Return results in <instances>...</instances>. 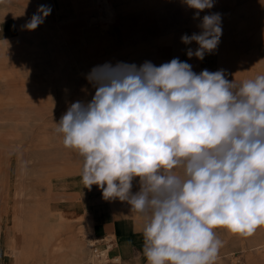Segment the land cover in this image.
I'll use <instances>...</instances> for the list:
<instances>
[{"label": "rangeland", "instance_id": "obj_1", "mask_svg": "<svg viewBox=\"0 0 264 264\" xmlns=\"http://www.w3.org/2000/svg\"><path fill=\"white\" fill-rule=\"evenodd\" d=\"M67 1L69 8L61 10L53 0H0V264H12L11 244L21 248L13 264H87L85 236L93 233L101 239L97 248L105 249L109 237L115 245L121 239L102 228L114 225L116 213L143 219L127 202L120 212L108 203L99 214L89 210L101 190L86 188L82 176L70 179L71 173L82 175L83 158L64 146L55 123L71 103L91 100L95 89L86 76L93 67L145 61L159 66L179 58L197 74L223 69L237 85L264 74V0H214L199 18L184 0ZM40 5L52 11L30 30L26 25ZM211 13L222 17L220 43L203 60L189 59L188 49L199 46L181 37L199 34L203 16ZM44 47L51 58H33ZM92 190L82 203L81 192ZM138 190L133 181L132 191ZM216 233L219 254L232 253L225 264H251L252 258L264 264V249L247 248L264 241V226L250 236L222 228ZM117 255L115 248L111 256ZM123 262L133 263L109 264ZM135 264H146L143 248Z\"/></svg>", "mask_w": 264, "mask_h": 264}, {"label": "clouds", "instance_id": "obj_2", "mask_svg": "<svg viewBox=\"0 0 264 264\" xmlns=\"http://www.w3.org/2000/svg\"><path fill=\"white\" fill-rule=\"evenodd\" d=\"M200 12L214 0H184ZM40 5L30 30L51 13ZM220 13L204 15L189 59L222 36ZM89 102L71 103L55 131L83 158L82 182L144 219L146 264H214L217 229L252 235L264 226V74L237 85L225 70L193 71L173 58L156 66L105 63L86 76ZM138 179L139 190L132 191Z\"/></svg>", "mask_w": 264, "mask_h": 264}, {"label": "crops", "instance_id": "obj_3", "mask_svg": "<svg viewBox=\"0 0 264 264\" xmlns=\"http://www.w3.org/2000/svg\"><path fill=\"white\" fill-rule=\"evenodd\" d=\"M53 2H57V4L59 5L60 9L62 7L63 10H67V8H69V3L67 0H53ZM56 4V7H57ZM62 10V9H61ZM62 16V14L60 15ZM74 174V173H73ZM71 173V180H75L77 177L82 176V175H73ZM134 182L138 183V179L134 180ZM93 192L92 191H88V192H81V198L80 201L82 203H86L87 200L90 197V194ZM92 205L89 208V210H93L95 211V213L99 214L97 211H99V208L104 205L105 203H108L112 206V209H117L119 212L124 209L123 205L124 202H121L119 200H113V201H107L105 200L102 196L95 198L93 200H91ZM93 206V207H92ZM86 207V205H85ZM86 207V209H88ZM127 209V208H126ZM101 215H103L102 213H100ZM116 216H114V225H110V226H106V225H102V228L105 232H109L108 234H111L112 232L119 238H121L120 240H118L117 245H116V253L121 255V258L124 259L125 261H131L133 263H129V262H123L121 264H135V260L137 257V252L140 254L141 252V248L144 247V241L142 238V225L141 222L143 219H141L139 222L134 221V223H131L130 220L133 218H126L122 216V212L121 214H115ZM95 216V215H94ZM95 221V219H90V222L93 224ZM94 227H96L94 225ZM255 247H251L249 249V251H255L254 249ZM247 249V248H246ZM227 252L223 253V257L226 258L228 255L232 254H226ZM254 258H252L253 260ZM224 260V259H223ZM251 260V261H252Z\"/></svg>", "mask_w": 264, "mask_h": 264}, {"label": "bare ground", "instance_id": "obj_4", "mask_svg": "<svg viewBox=\"0 0 264 264\" xmlns=\"http://www.w3.org/2000/svg\"><path fill=\"white\" fill-rule=\"evenodd\" d=\"M87 38H88V40H90L91 35ZM84 52H86V51H84ZM67 54L69 57H71V54L69 52H67ZM33 55H34L33 58H35L37 60L48 59L50 57V53L48 52V47H44L42 50H39V52L34 53ZM132 221H134V220H131V222ZM143 221H144V219L142 220V222ZM85 237L86 238L84 239V242L81 243V246H82V256L85 258V261L87 262V264H109L114 260L120 261L122 259L121 255H119V254L114 259L112 258L111 255H112L113 251L115 250L116 245L111 242L109 236H108L109 240L107 241V247L105 249L97 248V243H99V241L101 239L97 238L93 233L90 237H88V236H85ZM251 247H255L256 248V249L254 248L255 250H261V249L263 250L264 249V241L256 242L255 244H253L247 248L250 249ZM11 249L12 250L9 253V256H10V263L13 264V261L16 258H18L19 254L21 253V248H20V246L11 244ZM222 255H223V253L218 254V257L215 260V262L217 261L216 264H221V263L225 264V261L223 260L224 257ZM262 257H264V253L262 254ZM72 258H74V257H72ZM258 263H259V259L254 258L251 261V264H258Z\"/></svg>", "mask_w": 264, "mask_h": 264}]
</instances>
